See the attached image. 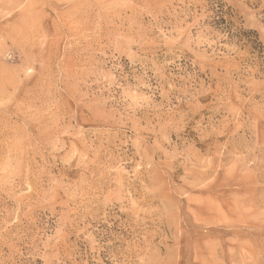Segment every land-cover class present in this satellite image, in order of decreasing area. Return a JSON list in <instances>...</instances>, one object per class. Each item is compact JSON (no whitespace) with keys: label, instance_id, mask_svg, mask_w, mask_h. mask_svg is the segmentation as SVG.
<instances>
[{"label":"rangeland","instance_id":"374dc122","mask_svg":"<svg viewBox=\"0 0 264 264\" xmlns=\"http://www.w3.org/2000/svg\"><path fill=\"white\" fill-rule=\"evenodd\" d=\"M0 264H264V0H0Z\"/></svg>","mask_w":264,"mask_h":264}]
</instances>
